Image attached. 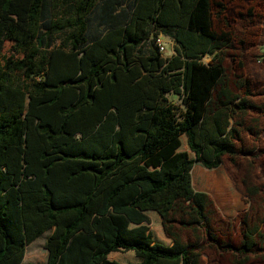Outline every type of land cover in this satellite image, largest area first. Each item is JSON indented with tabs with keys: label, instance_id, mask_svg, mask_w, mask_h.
Segmentation results:
<instances>
[{
	"label": "trees",
	"instance_id": "16d2710c",
	"mask_svg": "<svg viewBox=\"0 0 264 264\" xmlns=\"http://www.w3.org/2000/svg\"><path fill=\"white\" fill-rule=\"evenodd\" d=\"M229 10L0 0V264H23L47 232L45 264H203L205 240L232 264H264V96L225 67L237 61ZM224 160L250 204L237 247L219 241L233 222L192 186L195 164Z\"/></svg>",
	"mask_w": 264,
	"mask_h": 264
},
{
	"label": "rangeland",
	"instance_id": "374dc122",
	"mask_svg": "<svg viewBox=\"0 0 264 264\" xmlns=\"http://www.w3.org/2000/svg\"><path fill=\"white\" fill-rule=\"evenodd\" d=\"M222 1L230 7L228 18L231 20V25L238 37V40L235 41L237 51L233 50L237 61L234 62L227 59L225 63L228 74L231 79H233L235 74H243L245 80H250L254 92L259 96H264V65L258 63L261 56H264V26L258 27L261 24V18L264 17V10H260L257 7L258 5L264 7V0ZM252 2L255 4H252ZM252 7H255V14H258L261 18L248 15V10ZM242 40L244 42L243 45L238 43ZM164 41L166 43L164 57L168 58L175 55L174 42L169 38H164ZM59 44L60 41H57L56 45ZM250 44L252 47L249 48ZM209 60L210 58L207 56L203 59L205 63ZM238 62H243L244 64L242 71L236 69ZM167 99L171 104L179 108L178 112L184 110L177 95L168 94ZM259 138L261 142H264V131H262ZM258 168L264 171V160L258 163ZM191 177L195 193L208 195L221 219L225 222H233L232 228H226L225 226L219 228L223 232H220L219 241L224 246H226V243H230L237 247L241 239L239 233L241 216L249 209L250 204L235 187L229 162L224 160L220 167L213 170H208L199 164H195L191 171ZM49 234L50 232L43 234L33 243L26 246L23 264L46 263L45 240ZM182 236L186 241H193L192 232L183 231ZM204 243L203 264H232L233 257L231 252L225 251L218 254L214 248L210 247V241L205 240ZM253 264L261 263L258 259H254Z\"/></svg>",
	"mask_w": 264,
	"mask_h": 264
},
{
	"label": "built area",
	"instance_id": "2783aa9c",
	"mask_svg": "<svg viewBox=\"0 0 264 264\" xmlns=\"http://www.w3.org/2000/svg\"><path fill=\"white\" fill-rule=\"evenodd\" d=\"M164 38L162 35H158L155 43L157 45V47L159 48V51L164 54L166 51V43L164 41ZM259 64H264V56H261V58L258 60Z\"/></svg>",
	"mask_w": 264,
	"mask_h": 264
},
{
	"label": "crops",
	"instance_id": "0c3cea01",
	"mask_svg": "<svg viewBox=\"0 0 264 264\" xmlns=\"http://www.w3.org/2000/svg\"><path fill=\"white\" fill-rule=\"evenodd\" d=\"M258 7V6H257ZM256 12V11H255ZM260 26H258V27H261V26H264V19H261V24H259ZM259 35H260V33H259ZM259 35L257 36V39H258V37H259ZM242 42H243V40H242ZM244 43V42H243ZM250 47H252V45L250 44L249 45V48ZM150 225V224H149Z\"/></svg>",
	"mask_w": 264,
	"mask_h": 264
}]
</instances>
